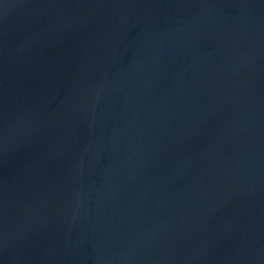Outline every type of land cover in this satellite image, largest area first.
<instances>
[{
	"label": "water",
	"instance_id": "water-1",
	"mask_svg": "<svg viewBox=\"0 0 264 264\" xmlns=\"http://www.w3.org/2000/svg\"><path fill=\"white\" fill-rule=\"evenodd\" d=\"M0 264H264V0H0Z\"/></svg>",
	"mask_w": 264,
	"mask_h": 264
}]
</instances>
